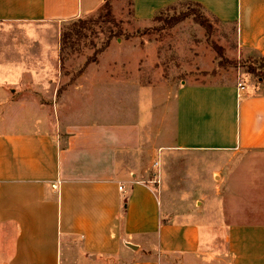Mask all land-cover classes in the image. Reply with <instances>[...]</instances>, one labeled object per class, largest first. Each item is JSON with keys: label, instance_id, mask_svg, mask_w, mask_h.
Masks as SVG:
<instances>
[{"label": "crops", "instance_id": "crops-1", "mask_svg": "<svg viewBox=\"0 0 264 264\" xmlns=\"http://www.w3.org/2000/svg\"><path fill=\"white\" fill-rule=\"evenodd\" d=\"M80 1L0 0V264H264V83L144 84L105 68L108 48L63 84L59 24L109 0ZM133 2L142 21L196 4L234 26L235 54L264 59V0ZM28 26L52 27L50 47ZM27 79L48 103L2 102Z\"/></svg>", "mask_w": 264, "mask_h": 264}, {"label": "rangeland", "instance_id": "rangeland-1", "mask_svg": "<svg viewBox=\"0 0 264 264\" xmlns=\"http://www.w3.org/2000/svg\"><path fill=\"white\" fill-rule=\"evenodd\" d=\"M96 1L82 0L79 6L82 5V10L97 9L94 8ZM133 1H108L116 25L96 20L102 14L101 8L88 17L75 19L90 20L92 23H90V27L86 31V38L75 43L74 53L71 54L68 51V55L63 57L64 60L61 62L63 84L75 77L86 60L96 49L103 46L110 34H117L118 31H121L119 37L112 38L105 49L106 51L109 48L107 53L103 55L102 65L107 69L123 67L124 69L122 70L128 76L140 74L138 78L141 83L159 84L166 82L180 84L181 81L185 80L222 83L225 81L233 82L239 79L244 81L249 80L253 84L264 83V59L254 54L243 55V57L235 54V52L238 53V46L233 25L224 26L207 16L200 8L198 10L196 6L188 3H180L165 8L159 11L155 17L170 19L180 13H191L194 9L206 18L209 32L197 24L191 16L170 26L164 25L158 19L154 20L155 17L153 19L143 18L145 20L142 21L140 17H136L135 15ZM75 20L59 24L60 32ZM7 28L5 30V33H7L6 37H10L8 41L12 39L8 46L17 47L19 44H23L21 39V42L18 40V36L24 30L23 27L20 25H10ZM52 31V27L46 29V27L35 28L34 26H28V30L26 29V33H32V37L35 34H43L42 38L46 39V44H42V48L50 47L49 44L53 38L49 36ZM3 41L4 36L0 32V70L4 66ZM152 46L156 50V56L152 55ZM100 55L101 53L96 56L95 60ZM12 58L11 56L7 60H11ZM122 63L124 64L122 65ZM116 71L120 70L117 69ZM39 89L33 88L27 79L22 85L14 84L6 87V97H4L2 102H14L17 99L33 98L39 104L48 103L46 101L50 98V94L46 91L42 94V91H38ZM153 176H156V174ZM219 217L223 218L222 216ZM213 226L214 238L218 240L223 239L224 229L217 228L218 225ZM202 235L203 239L208 235L205 228H202ZM218 244L221 246L222 243L219 242ZM132 255L128 252L122 253L118 257L109 259L101 264H129L131 262L129 258ZM88 262L89 260L84 262L79 260L76 264H89Z\"/></svg>", "mask_w": 264, "mask_h": 264}, {"label": "trees", "instance_id": "trees-1", "mask_svg": "<svg viewBox=\"0 0 264 264\" xmlns=\"http://www.w3.org/2000/svg\"><path fill=\"white\" fill-rule=\"evenodd\" d=\"M194 6H196V8H198L199 10V6L196 4H193ZM102 10V14L99 15L97 17L96 20H100L106 23H110L112 25H116V21L112 15L111 12V6L110 3L108 1H105L103 6L101 7ZM191 16L194 21L199 24L200 26H202L206 31L209 32V26L206 23V18L200 14V12H196L194 9L191 11V13H184V14H179L175 17H172L170 19H161L158 17H155L154 20H160L162 21V23H164V25H172L175 23H178L180 21H183L184 19H186V17ZM90 23H92V21L90 20H75L72 21L71 23H69L68 27L63 29L60 32V58L61 61H63V57L65 55H68V51L69 53H74L73 51H75V43L83 38H86V31L88 30V28L90 27ZM121 33V31H118L117 34L115 33L110 34L107 38V41L103 44V46H101L100 48L96 49L93 54L86 60V62L84 63L83 67L77 72V74L75 75V77L70 79V82L74 81L75 78H77L79 75H81L85 69V67H87L88 64L95 62L96 60V56L99 55L100 53H102L103 51H105V49L108 47L109 45V41L112 38H116L119 37V34ZM221 65V64H220ZM64 88L61 87L58 89L57 91V96L61 93V91Z\"/></svg>", "mask_w": 264, "mask_h": 264}, {"label": "built area", "instance_id": "built-area-1", "mask_svg": "<svg viewBox=\"0 0 264 264\" xmlns=\"http://www.w3.org/2000/svg\"><path fill=\"white\" fill-rule=\"evenodd\" d=\"M237 89L239 90V91H242V90H244L245 89V86H244V84L242 83V82H238L237 83ZM157 165V163H155L154 164V166H156ZM155 177L156 176H153V178H152V180L150 181V183H152V184H157L158 183V180L157 179H155ZM58 185H59V181L57 180V181H55L54 183H52L51 184V188L53 189V190H57L58 189ZM122 186H120L118 189L119 190H122Z\"/></svg>", "mask_w": 264, "mask_h": 264}, {"label": "water", "instance_id": "water-1", "mask_svg": "<svg viewBox=\"0 0 264 264\" xmlns=\"http://www.w3.org/2000/svg\"><path fill=\"white\" fill-rule=\"evenodd\" d=\"M128 247L131 248V249H133V250L136 249V247L131 246V245H128Z\"/></svg>", "mask_w": 264, "mask_h": 264}]
</instances>
